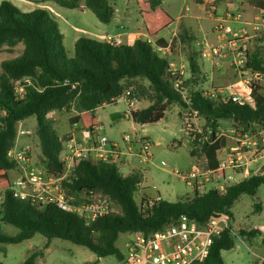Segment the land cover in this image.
I'll list each match as a JSON object with an SVG mask.
<instances>
[{"label": "trees", "instance_id": "1", "mask_svg": "<svg viewBox=\"0 0 264 264\" xmlns=\"http://www.w3.org/2000/svg\"><path fill=\"white\" fill-rule=\"evenodd\" d=\"M135 2L146 38L152 43L142 38L133 41L125 38L126 41L119 44L79 38L74 43L72 58L66 57L63 35L48 12H22L10 1L0 2V48L14 53L19 45L22 47L17 56L0 63V191H3L0 222L18 230L15 235L0 230V245L19 244L36 234L46 240L42 250L30 253L21 264H35L44 256L43 250L52 239L85 247L97 258L119 260L122 252L116 247V241L120 234H149L181 215L199 225L224 215L233 231L231 207L234 202L242 195L253 197L260 187H264V175L250 172L221 191L214 188L203 193L194 191L191 198L176 202L155 200L142 194L137 204L134 194L142 180L138 171L124 175L114 163L79 160L61 181L64 194L73 197V204L91 203L96 197L107 198L119 212L107 211L86 224L77 213L13 197L9 191V171L15 169L16 163L7 157V153L15 147L19 122L35 118L41 167L47 173L62 174L64 164L60 158L71 134L60 136L48 114L72 111L69 125H78L82 131L90 132L99 126L95 110L116 103L127 91L129 98L146 103L142 108L129 111L128 117L135 124L159 122L172 104L189 109L204 119L211 129L208 138L197 133L191 118V126L186 129L190 138L189 155L201 173L208 172V168L216 163V152L224 146L223 137L217 136L219 121H231L242 133L264 130V83L249 87L251 104L223 102L219 95L206 96L196 88L202 76L196 60L200 51L188 56L189 77L183 78L173 72L167 57L169 45L157 37L172 24L171 18L162 10L161 0ZM249 2L257 10L264 9V0ZM55 3L67 9L80 7L79 0H55ZM83 7L102 24H109L113 18L114 11L108 0H84ZM245 47V69L264 75V55L258 49L249 52ZM181 78L180 88H175L174 84ZM15 81L23 82L22 97L15 92ZM185 88H189V92L184 98ZM256 235H260L257 229L239 231L240 237ZM234 245L232 234L224 230L213 239L203 264H224L222 251L231 250Z\"/></svg>", "mask_w": 264, "mask_h": 264}, {"label": "rangeland", "instance_id": "2", "mask_svg": "<svg viewBox=\"0 0 264 264\" xmlns=\"http://www.w3.org/2000/svg\"><path fill=\"white\" fill-rule=\"evenodd\" d=\"M3 0H0V2ZM22 12L41 10L48 12L58 24L60 33L63 35V45L67 58L73 57L74 43L79 38H87L95 41H106L110 36L118 43H124L125 34L122 28L127 32L140 33L143 37L144 29L139 14V9L135 0H108V3L114 11L113 18L109 24L100 23L94 14L83 7V1L79 0V6L75 9H67L58 6L55 0H7ZM162 10L171 18L172 26H168L157 37H164L169 45L170 63L177 69L184 66L183 77H189L188 56L193 52L197 53L204 44L208 46L217 45L219 42L214 32L217 23V17L225 14H231L232 18L228 25L232 31L242 34V38L235 40L234 37L227 34L222 41L225 45L226 56L215 60H205L200 54L196 60L200 64L202 76L197 89L207 96L214 90H223L222 96H229L232 90L226 87L232 83L240 82L247 76L242 75L235 70V61L238 49L241 45H246L249 52L258 49L264 55V23L255 28L258 23L255 21L258 10L254 8L249 0H161ZM199 16L198 25L194 23L191 16ZM188 15V17H187ZM191 17V18H190ZM197 19H195L196 21ZM200 26L204 28L203 34L206 39L203 40L199 32ZM171 27V28H170ZM199 27V28H198ZM145 34V33H144ZM181 34H185L184 37ZM127 39V38H126ZM242 39V41H238ZM225 41L227 43H225ZM19 45L14 53L6 51L5 47L0 48V63L4 60L17 56L21 51ZM160 54L162 52H159ZM189 88L183 89V96L187 97ZM247 104L251 103L248 94H245ZM127 100L132 98H121L114 104L104 105L95 110V118L99 126L102 127V134L109 140L118 144V146L129 145L132 153L136 157H131L128 170L121 169L118 159V170L121 174H126L133 168L138 171L142 177L139 189L134 194L137 204L140 203L142 194L150 198L160 197L168 202H176L179 199L185 200L191 198L193 190L186 182L182 181L173 171L187 173L194 166V159L190 157V138L186 129L193 125L198 129V134L208 138L211 129L206 125L203 118L193 116L189 109L183 108L178 104H172L168 107L164 117L154 124H135L129 117L130 110L142 108L146 103H133L128 106ZM1 113V112H0ZM72 111H53L48 114V118L53 121V126L60 136L73 133L77 139H82L78 125L72 127L68 123V118ZM119 116V117H118ZM217 133L224 140L235 146L242 143V151H250L253 155L262 153L264 144L260 140V132L253 131L242 133L234 128L231 121H219ZM36 120L30 117L17 124V135L15 147L17 150L24 151L27 155V164H16L15 169L9 171L10 179L17 178L23 173L33 174L37 171H44L40 163V146L35 134ZM264 131V130H263ZM22 132V133H21ZM129 137V142H123V136ZM146 138L150 142L149 152L150 161L140 162L138 153L140 146L138 140ZM258 143L253 146L252 141ZM199 142L202 143L200 140ZM228 149V148H227ZM121 151V150H120ZM227 152V154H229ZM228 156V155H227ZM164 162L166 166L160 163ZM240 170H235L239 173ZM233 179L225 183L220 181L208 180L204 183L203 189H197L199 193L216 188L219 185L227 186L241 181L242 175L232 174ZM108 211L119 212V208L108 204ZM233 214V238L235 245L231 250L222 251L221 258L224 264H264V187H260L255 196H240L231 207ZM257 229L260 235L253 238L240 237L239 231L249 232ZM0 230L15 235L18 230L11 225L0 222ZM130 238L128 234H120L116 241V247L123 253L125 244ZM46 240L39 234H36L30 240L19 244L0 245L3 249L0 252V264H21L24 259L34 251L43 249ZM44 256L38 258L35 264H118L114 257L97 258L92 252L82 246L72 244L71 242L52 239L46 250H43Z\"/></svg>", "mask_w": 264, "mask_h": 264}, {"label": "built area", "instance_id": "3", "mask_svg": "<svg viewBox=\"0 0 264 264\" xmlns=\"http://www.w3.org/2000/svg\"><path fill=\"white\" fill-rule=\"evenodd\" d=\"M231 18L232 16L229 13L225 14V17H217L214 32L219 43L214 46L204 44L199 50L203 59L213 61L226 56V44L223 43V40L227 34H231L234 37L231 45H234L236 39L242 38V34L239 35L233 32L228 25ZM255 21L258 23L255 28L264 23V9L258 10ZM126 38L133 41L140 39V34H127ZM143 39L147 40L148 43H152L147 38ZM238 41H242V39ZM105 42L119 44L110 36L106 37ZM225 43L227 42L225 41ZM238 50L237 57L239 59L235 61V70L247 76V78L228 85L226 89L232 90L229 96H222V89L217 90V92L213 91L207 96L216 97L219 95L220 100L223 102L231 100L232 102L243 104L247 103L245 99L246 93L251 100L249 87L252 84L264 83L263 74L245 69L247 59L245 45H241ZM158 51L160 50L158 49ZM170 67L173 72H178L183 76L185 68L183 65L177 69L174 68L173 64H170ZM181 82L182 78L176 81L174 84L175 88H180ZM22 83V81L14 82V89L19 97L23 96ZM129 95L130 93L127 91L121 98H124V96L129 97ZM185 102L188 104L187 101ZM133 103H136V99L127 100L128 106H132ZM190 113L194 117L196 116L195 112ZM102 130L101 126H97L92 131L85 132L82 139L71 137L66 143V149L60 158L64 164L62 174H51L44 170L33 174L23 173L17 178L10 179L9 191L13 197L27 200L40 206L55 205L65 211L77 213L82 216L86 224H90L97 217L106 213L108 211L107 205L110 203L107 198L96 197L91 203L73 204V197H67L61 187V181L67 177L74 164L79 160L117 163L121 156V149L116 142L109 140L106 135L102 134ZM217 136L221 137L220 134ZM122 140L126 144L130 139L127 135H124ZM138 143L140 152L137 156L140 162L146 163L150 161L152 156L149 152L150 142L146 138H140ZM246 153L242 151V143L239 142L230 149V153L226 160L220 163L218 170L223 172L225 168L234 170L243 168L247 172L251 159L246 156ZM7 157L19 165L27 164L28 162L25 152L16 148L8 151ZM160 164L166 166L164 162ZM173 173L186 182L194 191L203 189L204 183L208 181V176L212 174L210 171L201 173L195 166L187 173H179L178 171H173ZM215 189L221 191L224 186L219 185ZM157 199L159 197L155 200ZM2 201L3 191H0V205ZM224 230H229L232 236L234 235V232L230 230V221L224 215L211 218L204 225H199L188 216L181 215L155 232L149 234L141 232L128 233L130 238L125 244V251L122 253V257L117 262L118 264H203L213 239L220 236Z\"/></svg>", "mask_w": 264, "mask_h": 264}, {"label": "crops", "instance_id": "4", "mask_svg": "<svg viewBox=\"0 0 264 264\" xmlns=\"http://www.w3.org/2000/svg\"><path fill=\"white\" fill-rule=\"evenodd\" d=\"M194 15V14H193ZM187 17H188V15H187ZM192 17V20H194V23L195 24H197L198 25V20H200V19H198L199 18V16H191ZM190 17V18H191ZM195 19H197L196 21H195ZM173 24H171V26H172ZM171 28V27H170ZM199 28V27H198ZM168 29V28H167ZM122 30H123V32H121V33H119L118 35H123V34H125V37H126V35L127 34H134V33H131V32H127L126 30H124L123 28H122ZM199 30V32L202 34V38H203V40L204 39H206V36H204L205 34H203V31H204V28L202 27V26H200V29H198ZM138 34H140V33H138ZM141 35V34H140ZM142 39L143 38H146V35L143 33V37H141ZM161 38H163L164 39V37H161ZM167 52H168V59H170V55L169 54H171L170 52H169V49H167ZM121 99V98H120ZM120 99H118V100H120ZM117 100V101H118ZM136 102H137V100H136ZM98 121V120H97ZM75 126V125H74ZM73 130H74V128L72 127V129H71V137H75L76 138V135L73 133ZM80 131V133H82V135L85 133V131H82L81 129L79 130ZM260 140H261V142L264 144V131H262V132H260ZM231 142V141H230ZM230 142H228V141H226V140H224V146H223V148H221L220 150H218L217 152H216V160H215V164L211 167V168H208V170L212 173V174H210L209 176H208V180H214L215 182H217V181H220V182H222V183H225V182H227L228 180H232L233 179V176H232V174H240V175H242V179L245 177V176H247L250 172L251 173H253V174H258V175H264V149L262 150V153L261 154H258V155H253V154H251L250 153V151H248L247 153H246V156L249 158V159H251V161H250V163H249V165H248V167H247V172H245L244 171V169L243 168H241L242 170L239 172V173H236L235 172V170L234 169H229V168H225L224 170H223V172H220L219 170H218V167H219V165H220V163L222 162V161H225L226 160V158H227V152H229L230 151V149L232 148V147H234V146H232L231 145V143ZM258 143V141L257 140H254V141H252L251 142V144L253 145V146H255L256 144ZM228 148V149H227ZM120 149H121V156H120V158H121V161L119 162V164L121 165V169H126V170H128L129 168H130V166H129V162H127V156L129 157L128 158V160H130V158L131 157H136L135 155H134V153H132V151H131V148L129 147V145H124V146H120ZM118 163V162H117ZM116 163V166H117V168H118V164ZM194 167V166H193ZM192 167V168H193ZM136 169V168H135ZM135 169H133V168H131L130 170L131 171H127V173L126 174H128V173H131V172H134L135 171ZM236 170H240V169H236ZM208 171V172H209ZM241 179V180H242ZM193 190V189H192ZM198 192V191H197ZM193 193H194V190H193ZM148 196V195H147ZM149 198H150V196H148ZM160 198V197H159ZM151 199H156V198H151ZM161 199V198H160Z\"/></svg>", "mask_w": 264, "mask_h": 264}]
</instances>
